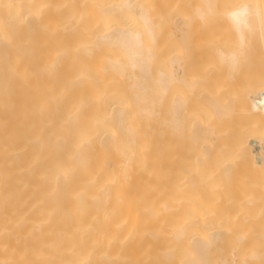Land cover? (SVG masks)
Returning <instances> with one entry per match:
<instances>
[{
  "label": "bare ground",
  "instance_id": "bare-ground-1",
  "mask_svg": "<svg viewBox=\"0 0 264 264\" xmlns=\"http://www.w3.org/2000/svg\"><path fill=\"white\" fill-rule=\"evenodd\" d=\"M223 1L194 53L172 2L0 0V264H264V0Z\"/></svg>",
  "mask_w": 264,
  "mask_h": 264
},
{
  "label": "rangeland",
  "instance_id": "rangeland-1",
  "mask_svg": "<svg viewBox=\"0 0 264 264\" xmlns=\"http://www.w3.org/2000/svg\"><path fill=\"white\" fill-rule=\"evenodd\" d=\"M156 3H161L162 0H155ZM168 2H172L176 5V8L172 13L179 12L178 14H182L187 16L192 20L191 22V28L193 29L194 36H190V39L187 40L188 44L184 46H180L181 50H186L188 52H202L207 49L208 43H210V39L212 37L213 32V21L205 19L202 21L195 13V7L198 5H203L204 0H164ZM237 0H224L226 4H232ZM157 5V4H155ZM177 14V15H178ZM101 50V49H100ZM104 54V53H103ZM98 58L102 59V51H99ZM205 59V58H204ZM203 59V60H204ZM205 61V60H204ZM103 62V61H102ZM203 67L202 72L204 75L209 76V79L206 82V88L209 91L215 92V96L219 93L224 94L230 93L229 96L239 92L241 85L244 83L245 78H242V70H240L239 73L234 75V77L231 79L223 78L224 76H219L212 72L210 67V64L208 62H205L201 65ZM246 70H244V73ZM243 73V74H244ZM199 87V86H198ZM231 114V111H230ZM237 116L236 113L231 114L230 117L227 119L225 123H223L225 127L229 128L230 125L235 120V117Z\"/></svg>",
  "mask_w": 264,
  "mask_h": 264
}]
</instances>
